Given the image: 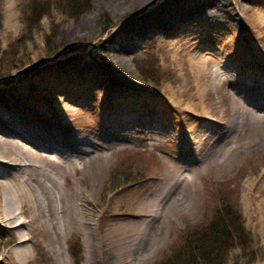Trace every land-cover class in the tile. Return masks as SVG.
Returning <instances> with one entry per match:
<instances>
[{"label":"rangeland","instance_id":"obj_1","mask_svg":"<svg viewBox=\"0 0 264 264\" xmlns=\"http://www.w3.org/2000/svg\"><path fill=\"white\" fill-rule=\"evenodd\" d=\"M10 2L5 10L0 0V94L31 120L58 124L33 106L44 107L36 96L51 94L53 78H64L54 85L74 90L66 129L93 136L104 145L97 154L108 159L91 176L67 179L83 192L87 221L45 229L0 223V264H161L224 202L250 233L252 264H264V118L245 119L244 130L237 123L248 115L233 118L242 107L264 115V56L249 31L260 14L264 20V0H181L168 14L155 8L158 23L141 29L145 20L125 24L160 0H88L78 13L71 0ZM218 8L235 18L245 54L233 78L204 91L191 56L218 52L228 41ZM195 9L191 21L186 13ZM175 165L181 175L171 173ZM19 241L27 253L21 259L13 253ZM71 247L81 250L78 261ZM228 255L227 264L248 260L235 249Z\"/></svg>","mask_w":264,"mask_h":264},{"label":"bare ground","instance_id":"obj_2","mask_svg":"<svg viewBox=\"0 0 264 264\" xmlns=\"http://www.w3.org/2000/svg\"><path fill=\"white\" fill-rule=\"evenodd\" d=\"M2 1L5 2L3 4L5 10L12 9L10 0ZM152 1L154 0H134L133 5L147 4ZM180 2L181 0H160L157 5L142 12L143 15L138 14L132 17L131 21L125 24L126 29L135 27L136 22L141 20L145 22L138 27L139 29L152 24L151 22L158 23L157 17L153 16L155 8L158 10L162 8L161 14L163 12L168 14L167 10L175 8ZM262 11L264 12V9ZM197 12L198 10L195 9L186 13V16L194 21L193 18ZM148 13L150 17H145ZM218 14L224 21L222 31L228 40L223 43V49L212 54L203 49V51L193 52L191 56L195 62L196 80L201 82V90L204 91H209L212 86L219 87L230 77L233 78L239 71L236 62L245 54L244 47L241 46V38L235 32L237 30L235 18L230 13H222L221 8H218ZM256 18L255 22L249 26L253 38L252 48L256 47L258 54L261 52L264 56V33L261 32L264 28V20L261 14ZM177 22H175L176 26L179 25ZM233 38L235 40L231 41ZM208 62L213 64L211 69L208 68ZM228 65H230L228 73L219 69ZM120 78L121 85L126 86V76L122 75ZM53 79L55 80L51 85L53 92L46 96H36V100L44 102L45 106L40 107V103L39 106H33V110L54 119L58 124L31 120L23 108L16 103L10 104L9 102L12 101L0 94V178L4 181L1 183L4 193L0 206V223L8 228L38 224L45 229L47 224L87 221L82 203L85 199L83 192L78 189L77 182L71 181L70 184L67 179L73 176V173L83 171L91 176V173L103 167L101 163L108 159V155L97 154L96 151L103 149L104 145H97L93 136L72 133L66 129L65 119L71 115L72 103L75 102L70 98L74 90L54 85L57 82L65 83L64 78L60 80L54 77ZM60 90L65 91L61 93ZM54 96H61V98L51 102ZM233 111V118L240 112L248 115L242 118L243 121L240 124L237 123L241 130H244L243 126L248 125L245 122L250 117L264 118L263 114L245 107ZM253 128H249V131L252 132ZM89 157L90 159L86 160ZM89 164L95 165L90 167L92 171L86 170ZM181 170L180 165H175L171 173L181 175L183 173ZM82 179L83 177H80V180ZM22 247V244L16 246L13 251L18 259L26 257V250Z\"/></svg>","mask_w":264,"mask_h":264},{"label":"trees","instance_id":"obj_3","mask_svg":"<svg viewBox=\"0 0 264 264\" xmlns=\"http://www.w3.org/2000/svg\"><path fill=\"white\" fill-rule=\"evenodd\" d=\"M71 1L75 2L77 13L86 11L90 5L88 0ZM46 14L45 11L41 12L37 19L40 20ZM28 19L31 20L27 17L26 20ZM176 246L173 259L161 264H227L228 252L234 249L238 250L241 257L248 259L246 264H252L256 260L249 250L252 246L250 233L245 229L241 214L232 208L230 202H224L205 225L188 233L184 241ZM70 251L78 261L81 250L78 248L75 251L74 247H71ZM247 252H250L249 255Z\"/></svg>","mask_w":264,"mask_h":264}]
</instances>
